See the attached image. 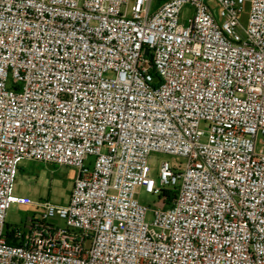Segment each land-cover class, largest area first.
<instances>
[{
	"label": "built area",
	"instance_id": "1",
	"mask_svg": "<svg viewBox=\"0 0 264 264\" xmlns=\"http://www.w3.org/2000/svg\"><path fill=\"white\" fill-rule=\"evenodd\" d=\"M156 1L0 0V264H264V0ZM23 159L79 174L11 227Z\"/></svg>",
	"mask_w": 264,
	"mask_h": 264
},
{
	"label": "rangeland",
	"instance_id": "2",
	"mask_svg": "<svg viewBox=\"0 0 264 264\" xmlns=\"http://www.w3.org/2000/svg\"><path fill=\"white\" fill-rule=\"evenodd\" d=\"M213 10L218 13L219 5L216 0H207ZM157 7L156 3L153 8ZM185 14H192L189 6L184 8ZM156 159V168L159 167L160 161L169 159L172 162H178V157L164 153H153ZM184 160V159H181ZM79 170L73 166L54 165L43 161L23 159L16 173V178L12 188V200L7 212V222L9 226L20 225L24 223L29 216L40 213L38 203L49 200L54 204H67L71 192L78 177ZM157 176V172H154ZM142 203L150 204L152 207L163 206L158 202V197L146 193L140 189L138 196ZM152 218V214L149 216ZM56 226L64 227V220L55 217L50 220Z\"/></svg>",
	"mask_w": 264,
	"mask_h": 264
},
{
	"label": "trees",
	"instance_id": "3",
	"mask_svg": "<svg viewBox=\"0 0 264 264\" xmlns=\"http://www.w3.org/2000/svg\"><path fill=\"white\" fill-rule=\"evenodd\" d=\"M165 1L166 0H157L156 1V5L158 6V5L162 4ZM177 190H178L177 187H166L163 190L162 198L164 199V205L166 207L172 205L174 199L177 196Z\"/></svg>",
	"mask_w": 264,
	"mask_h": 264
},
{
	"label": "water",
	"instance_id": "4",
	"mask_svg": "<svg viewBox=\"0 0 264 264\" xmlns=\"http://www.w3.org/2000/svg\"><path fill=\"white\" fill-rule=\"evenodd\" d=\"M149 50H147V53H148Z\"/></svg>",
	"mask_w": 264,
	"mask_h": 264
}]
</instances>
